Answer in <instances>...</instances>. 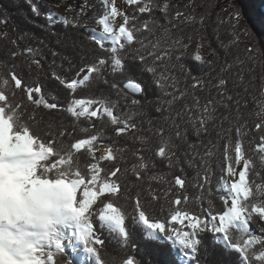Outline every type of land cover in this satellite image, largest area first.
Listing matches in <instances>:
<instances>
[{"label":"snow or ice","instance_id":"obj_1","mask_svg":"<svg viewBox=\"0 0 264 264\" xmlns=\"http://www.w3.org/2000/svg\"><path fill=\"white\" fill-rule=\"evenodd\" d=\"M24 2L41 15L34 0ZM99 2L98 28L80 24L93 7L89 0L71 19L51 9L43 14L49 26L59 20L87 33V42L52 33L63 51L80 52L74 76L71 62L67 70L56 69L60 52L52 51L53 67L42 79L43 65L34 56L40 48L20 49L17 38L0 33L13 46L0 49V264H74L70 253L77 251L76 264H143L132 255L101 256L104 232L127 247L129 215L146 244L179 246V264H264V182L252 178L264 175V51L258 40L239 51L241 33L248 35L240 29L241 12L220 0H127L135 8L129 16L117 0ZM67 11H74L72 5ZM144 14L149 18L141 23ZM118 17L123 22L117 28ZM210 29L220 52L213 49L215 59L206 60L202 49ZM194 40L190 58L198 74L183 62ZM21 55L35 74L31 83L17 72L14 61ZM78 89L94 98H76ZM61 93L71 98L62 104ZM149 108L156 115L144 121ZM253 116L258 122L251 129ZM96 120L103 122L101 131ZM107 131L110 142L98 146ZM257 132L252 151L260 170L244 146ZM190 136L198 143H189ZM99 147L104 151L98 156ZM217 159L222 211L213 210L211 198ZM158 164L169 172L157 171ZM186 167L196 170L199 212L186 207ZM146 204L158 205L160 216L150 215Z\"/></svg>","mask_w":264,"mask_h":264},{"label":"trees","instance_id":"obj_2","mask_svg":"<svg viewBox=\"0 0 264 264\" xmlns=\"http://www.w3.org/2000/svg\"><path fill=\"white\" fill-rule=\"evenodd\" d=\"M61 1H66L68 5H72L74 11L68 12L66 10L65 12V16H68L70 19L75 14V10H78L79 6L82 3H84V0H51V3L54 6H57ZM34 2L38 4L41 15L33 14L29 6L24 2V0H0V17L7 18L6 25L0 24V33L7 32L9 40H11L12 38H17L19 41L20 49H26L28 47L34 49L37 47L40 48V52L34 53V56L40 59L43 65V70L40 73L42 79L46 80V74L53 67L52 51L60 52V56H57L55 58L56 69L60 70L61 68H63L64 70H67L69 67V62H71V64L73 65V71L70 73V75L74 76L75 72L78 71V68L82 66L80 59V52L78 50H72V49H69L68 51H63L62 49L64 46L57 42L56 36H54L52 33L56 32L60 34L75 35L85 40V42H87V33L84 32L83 27L77 29V28H73L71 25L65 26L59 20H56L52 26H49L45 19V16L43 15L47 13L49 9L52 10L48 0H34ZM173 2L176 4H184L187 2V0H173ZM89 3L93 5V7L89 8L87 15L80 19V24L81 25L87 24V26L95 27L96 16L97 14L102 13V9L100 7L99 0H89ZM220 4L221 6L231 5L234 9L239 10L242 14L240 20V29L246 30L248 35L245 36L243 35V33H241L240 42H239V51L243 52L244 48L247 45L255 44L257 40L259 41L260 49L264 51V0H220ZM217 11H219V8H217ZM126 12L129 16L133 15L135 13L134 6L128 5L126 8ZM153 15L159 18L161 14L159 12H154ZM148 18H149L148 15L144 14L140 17V22L142 23L143 20ZM188 31H191V29H187L185 35H187ZM157 35H159V32L157 33ZM152 39H154V37H152ZM209 43L211 47L208 46ZM12 47L13 46L7 41L0 40V49L12 48ZM195 47H196V42L194 40L192 45L189 47L183 62L188 68L193 70L194 74H198L196 72V62H194L190 58L191 54L195 52ZM213 49L216 50V52H220L219 40L216 38V36L212 33L210 29L207 36V43L205 44V47L202 49V54L204 55L206 60L215 59V56L212 51ZM220 54L221 56L223 55L222 52ZM61 57H65L66 59L62 61ZM27 59L30 62V58ZM25 61H26V57L24 55H21L17 57L14 62L17 65V72H19L20 75L23 76L24 80L27 83H31L35 74L28 73L27 64L25 63ZM11 62L12 61H9V63ZM204 71H207V68H205ZM256 74L257 76H259L260 74L259 67H257ZM109 79H111V76H109ZM21 95H22L21 93L19 92L17 93L18 98ZM201 95H203V93H201ZM75 96L76 98L89 97V96H93L94 98V94L90 92L88 89H78ZM66 98H71V97H69L67 93H61L59 97V102L62 104L65 103ZM137 98L139 99L140 97L138 96ZM149 98L155 99V95L150 94ZM249 108L250 109L255 108V104L250 103ZM155 115L156 113L154 108H149L147 109L146 114L143 117H141V119L147 121L148 119L154 117ZM137 122L139 123L140 120H138ZM256 122H258V119L255 116L251 117L249 119V127L251 129H254ZM94 123L96 130L101 131L103 122L100 120H96L94 121ZM147 127L148 125L147 123H145L144 128L146 129ZM259 135L260 133L257 132L255 133L254 136L249 135L244 140V146L247 155L255 161V166L257 170H260L261 166L259 164L258 155L254 154L252 149L255 147V142H258ZM110 136H111L110 131L102 132L101 139L97 142L98 146L107 145L110 142L109 140ZM212 138H214V136ZM207 139H209V137L205 136L204 140L206 141ZM249 140H254V143L249 144L248 142ZM188 142L198 143L196 138L192 136L189 137ZM118 143L122 145L123 141H119ZM128 143L129 145H132V141L129 140ZM135 146L139 147V144H136ZM101 148L103 147H99V149ZM97 155L99 156L100 154L97 152ZM217 156L219 157L220 153H218ZM130 162H131V158L129 157V163ZM104 167L107 172L108 170L107 165L105 164ZM157 171L167 174L169 172V169L166 167L165 164H158ZM214 171H215V175L211 177V188H212L211 198L214 201L213 210L222 211L224 205H223V201L220 200V195H222L223 192L216 191L217 187L219 186L218 182L221 176L219 159H217L215 163ZM184 175L186 176L188 181L185 194L189 196V201L186 207L192 210L193 212H199L201 204L199 201L196 200V197L201 195L202 193L200 192L199 189L193 187V184L196 182L194 179L196 176V170L193 168L186 167V172L184 173ZM252 178L255 179L257 183L264 182V175L258 177L253 174ZM154 187H156L157 190L160 191L163 188H166L167 185H154ZM203 195L207 198V192H204ZM203 206L204 207L208 206L207 199H205V201L203 202ZM145 207L148 208L150 215L160 216V209L158 205L146 204ZM125 211L131 213L132 211L131 206L125 209ZM251 227L254 230L258 231V227L256 224H252ZM127 228L131 234L127 247L118 246L115 240H113L107 232H104L102 234V238L105 240V244L101 249L102 258L107 260L109 256L112 254H118L122 258H126L128 255H132L138 261L143 262V264H179V258L181 255L179 252V246L173 249L171 247V242H158L153 244H146L143 239L141 229L138 227H134L130 215L127 219ZM77 253H80V251H77ZM70 254L73 256L75 255L72 253ZM232 259H234V257H223V260L225 261H230ZM61 264H63V261L61 262ZM74 264H76L75 260H74ZM83 264H94V261L85 260Z\"/></svg>","mask_w":264,"mask_h":264},{"label":"rangeland","instance_id":"obj_3","mask_svg":"<svg viewBox=\"0 0 264 264\" xmlns=\"http://www.w3.org/2000/svg\"><path fill=\"white\" fill-rule=\"evenodd\" d=\"M49 2V5L50 7L52 8V12L56 13L57 16H65V12L67 10V7H68V4L66 1H61L57 6H54L52 3H51V0H48ZM117 4H118V7L124 11H126V8L128 6L127 4V0H117ZM123 22L122 21V18H117V23L115 24V26L118 28L119 26V23ZM88 28H98V26L96 25L95 27H92V26H88ZM101 149H104V148H101ZM98 153L100 155H102L103 153L100 152V149L98 150ZM228 179H232L231 177H229ZM81 253V252H80ZM78 254V253H77ZM75 254V255H77ZM73 256L74 257V260L77 262L80 260L79 259H76V256ZM82 255V254H81ZM81 257V256H80Z\"/></svg>","mask_w":264,"mask_h":264},{"label":"bare ground","instance_id":"obj_4","mask_svg":"<svg viewBox=\"0 0 264 264\" xmlns=\"http://www.w3.org/2000/svg\"><path fill=\"white\" fill-rule=\"evenodd\" d=\"M103 151H104V149H100V152L101 153H103ZM76 256V259H79L80 258V256H81V253H78L77 255H75Z\"/></svg>","mask_w":264,"mask_h":264}]
</instances>
